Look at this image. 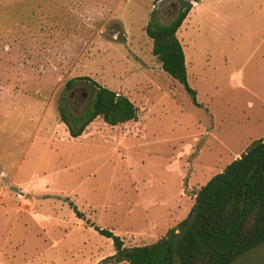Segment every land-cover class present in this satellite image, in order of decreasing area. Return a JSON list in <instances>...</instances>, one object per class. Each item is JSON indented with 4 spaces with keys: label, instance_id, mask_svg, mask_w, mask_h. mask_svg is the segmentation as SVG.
Returning a JSON list of instances; mask_svg holds the SVG:
<instances>
[{
    "label": "rangeland",
    "instance_id": "rangeland-1",
    "mask_svg": "<svg viewBox=\"0 0 264 264\" xmlns=\"http://www.w3.org/2000/svg\"><path fill=\"white\" fill-rule=\"evenodd\" d=\"M173 1L0 0V264H127L92 224L126 247L153 243L264 141V0H197L201 26L181 25L200 106L145 32L155 8L172 19ZM81 76L128 96L137 119L97 118L72 137L58 103Z\"/></svg>",
    "mask_w": 264,
    "mask_h": 264
},
{
    "label": "trees",
    "instance_id": "trees-1",
    "mask_svg": "<svg viewBox=\"0 0 264 264\" xmlns=\"http://www.w3.org/2000/svg\"><path fill=\"white\" fill-rule=\"evenodd\" d=\"M175 15L169 22L160 21V9L155 8L145 26L152 40V54L161 62L162 69L181 83L196 106L197 92L188 82L187 65L178 32L193 8L192 0H174ZM81 88H88L90 100L75 111L73 102ZM58 111L61 122L70 135L79 137L87 126L101 118L110 126H117L138 117V107L126 95L101 85L94 79L81 76L65 83L59 98ZM263 139L255 140L248 150ZM196 205L198 216L192 228L177 246L180 264H227L236 256L264 240V150L252 156L234 180H223L215 184V177L203 185L196 194L189 215L165 236L153 243L126 247L123 239L110 230L94 228L113 240L116 263L127 264H175L172 242L168 240L191 217ZM75 214L83 217L77 207L70 203Z\"/></svg>",
    "mask_w": 264,
    "mask_h": 264
},
{
    "label": "water",
    "instance_id": "water-1",
    "mask_svg": "<svg viewBox=\"0 0 264 264\" xmlns=\"http://www.w3.org/2000/svg\"><path fill=\"white\" fill-rule=\"evenodd\" d=\"M260 150H264V141L259 143L253 149L245 152L241 157L231 163L222 173L215 177V184L218 185L223 180H234L237 174L242 170L247 161ZM198 216V205H196L188 222L183 225L169 240L172 242V251L175 264H180L181 258L177 252V246L184 235L192 228ZM227 264H264V240L245 250Z\"/></svg>",
    "mask_w": 264,
    "mask_h": 264
},
{
    "label": "crops",
    "instance_id": "crops-1",
    "mask_svg": "<svg viewBox=\"0 0 264 264\" xmlns=\"http://www.w3.org/2000/svg\"><path fill=\"white\" fill-rule=\"evenodd\" d=\"M193 2H192V4H193V8L191 9V11L189 12V14L187 15V17H186V19L185 20H187V19H190V20H192V22H194V23H196V26H201V24H200V22H196V21H194V16L196 15V11H195V7L197 6V0H192ZM249 1H252V0H249ZM251 2H249V4H250Z\"/></svg>",
    "mask_w": 264,
    "mask_h": 264
}]
</instances>
